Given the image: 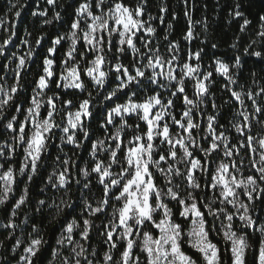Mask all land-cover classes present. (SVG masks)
<instances>
[{
    "label": "snow or ice",
    "instance_id": "1",
    "mask_svg": "<svg viewBox=\"0 0 264 264\" xmlns=\"http://www.w3.org/2000/svg\"><path fill=\"white\" fill-rule=\"evenodd\" d=\"M9 6L19 19L27 4ZM149 6L73 0L67 19L63 8L51 19L50 9L33 11L43 24L68 26L50 38L30 94L26 75L39 53L18 55L15 25L0 23L7 32L0 37V247L13 240L14 258L23 249L16 264H227L229 254L231 264H249L256 232L251 264H264V218L253 215L257 204L264 211V11L254 22L243 0H233L227 22L238 21L244 35L231 48L242 55L205 66L206 49L218 44L206 36L187 46L198 39L190 13L182 44L169 39L172 23L161 40L154 22L164 23L168 8L153 16ZM196 23L208 31L206 18ZM245 57L260 66L251 84ZM216 76L228 94L223 104L212 92ZM225 106L228 124L220 122ZM49 161L53 170L33 199L30 184ZM25 205L32 215L17 223ZM45 221L59 225L55 247L42 234Z\"/></svg>",
    "mask_w": 264,
    "mask_h": 264
},
{
    "label": "trees",
    "instance_id": "2",
    "mask_svg": "<svg viewBox=\"0 0 264 264\" xmlns=\"http://www.w3.org/2000/svg\"><path fill=\"white\" fill-rule=\"evenodd\" d=\"M13 3L16 0H12ZM21 3H26L27 7L22 12V15L19 19H15L12 11H10L9 0H0V23L4 25V28L10 27L15 25L17 30V37L15 38L16 46H17V53L18 55H26L28 51L35 50L39 53L38 56L33 57L35 61L34 64L29 66V74L26 75L25 83L29 89V94L31 88L34 86L33 81L37 74L42 70L37 65L42 64V56L45 53V50L48 46H50V38H55L57 33L64 34L67 30V24H43L42 21L44 18L39 16H33L31 13L33 11H40L45 9H50L48 18L51 19L52 11H60L66 9L65 16L66 19L69 18V14L72 12V8L68 7L69 4L73 3V0H58V7L54 8L46 4L45 0H20ZM233 0H188L187 6L184 3V0H149V11L152 13L153 16L161 15L159 12L160 6H165L168 8V12L164 13L165 22L160 23L159 20L154 22L155 27L157 28V32L159 37L162 40L163 35L166 32H169L167 28L168 23L173 24V28L170 30L169 39L179 40L182 44L185 42L183 41L184 33L188 27V17L185 16V11L187 10L192 18L193 21V31L198 34V39L194 40L191 44L187 45L188 47H194L199 40L205 39L207 36L209 38V42H216L218 47L216 49H211L210 47L206 49V54L204 56L203 64L205 66L211 65L214 58H220L225 61H229L230 58L234 57L235 55H242V48L238 50H234L231 48V44L233 42H237V38L243 36L244 34L239 32V22L234 21L233 23L229 24L227 21L228 17V9L231 6ZM193 4L195 7L193 8ZM244 10L248 17L255 22L256 16L258 13L264 11V0H243ZM173 14L176 15L177 19L173 20ZM207 19L208 23V31L205 32L203 25L200 23H196L197 21H201ZM4 28H0V37H4L7 35ZM28 33H31L29 36ZM46 38L42 41V46L40 48H36L35 39L41 35H45ZM24 39H27L30 44H21L20 42ZM67 50V45L64 48L60 49V52H64ZM60 56L57 55V61H59ZM249 59V63L247 68L244 69L245 75L249 77L248 84H251V77L250 71H255L258 75L260 73V66L254 64L256 58H247ZM0 63H5V61L0 60ZM16 67L15 62L10 65V68L14 69ZM11 72L9 71V76ZM12 81L9 80V83ZM224 83L223 78L216 76L214 86L212 87V92L215 93L216 102L218 104H223L225 100H228V94L222 90V85ZM241 84L244 81H240ZM90 90L93 91V95H95V89L92 85H89ZM239 90V89H237ZM189 91L191 92V85H189ZM51 94V93H49ZM86 95V94H85ZM98 97L97 99H101ZM97 108L100 105L96 106ZM96 109H94L95 111ZM209 111H211L209 107ZM223 116L221 118V123L228 124V120L231 119V110L225 106L221 109ZM93 131L96 128L95 123L92 125ZM99 136L100 134L97 133ZM238 134L235 132V129H232V136L235 137ZM102 138V137H101ZM59 143V141H57ZM87 143V142H85ZM71 146H68L64 149L69 155H71ZM85 158H87L86 153H82ZM55 156V152L53 151V157ZM19 159V158H17ZM53 170V166L51 161H49V166L47 170L41 171V176L37 177L31 184H30V191L33 199L40 196L39 189L43 187V181L47 178V173H50ZM75 174V170H73ZM23 180V178H21ZM23 183L19 185V189L23 188ZM75 191V186L73 188ZM94 192H97V189H93ZM49 195L51 193H48ZM98 194V193H97ZM43 198V197H40ZM3 206H0L2 208ZM10 207V205H9ZM231 207V206H229ZM25 213L29 216L32 215L31 209L28 205H25L24 208L19 213L17 218V223H20L25 218ZM253 215H259L264 218V211L260 209V206L257 204L256 210L253 212ZM37 221H39V217H36ZM4 214L0 213V224L4 223ZM97 223H99L97 221ZM2 231V229H0ZM251 232V230H249ZM42 234L45 239L49 240L52 247H55V241L59 237V225L53 221L49 223L45 221L43 224ZM16 235L20 237L25 242L27 241L26 233L24 235L21 234L20 230H17ZM94 235V245L98 238ZM260 234L258 232L253 233L251 238L249 239V244L252 245V248L249 250L248 260L249 264L252 261V253L256 250L259 244ZM0 240H3V236L0 235ZM215 240L220 242V246H224V241L222 236H216ZM214 240V242H215ZM14 243L13 240H4V247H0V257L7 256L11 264H16V259L19 255L23 254V249H19L17 251L16 257L14 258L10 252L11 246ZM187 247V246H186ZM191 251V250H190ZM48 259H51L49 256ZM227 264H231L230 261V254L224 257ZM7 264V262H5ZM53 264H57V262H53Z\"/></svg>",
    "mask_w": 264,
    "mask_h": 264
}]
</instances>
